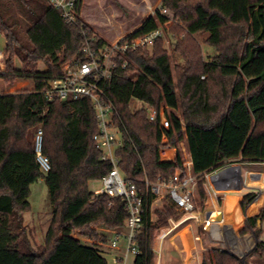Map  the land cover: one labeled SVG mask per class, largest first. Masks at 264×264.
Returning a JSON list of instances; mask_svg holds the SVG:
<instances>
[{"label": "trees", "instance_id": "obj_1", "mask_svg": "<svg viewBox=\"0 0 264 264\" xmlns=\"http://www.w3.org/2000/svg\"><path fill=\"white\" fill-rule=\"evenodd\" d=\"M83 1L77 0V22L68 25L49 0H0L7 65L0 79L12 86L16 81L33 82L32 90L0 94V264H109L110 253L77 243L84 241L74 237L73 230L64 231V239L60 232L68 226L123 228L129 217L123 199L90 190L92 181H101L112 169L94 141L98 124L91 100L47 101L41 93L63 74L65 64L83 60L85 39L108 44L81 19ZM161 6L166 14L158 9L129 37H142L172 20L166 32L179 61L173 65L161 37L153 46L123 57L104 86L116 107L120 172L146 197L133 264H156V237L171 218L178 219L169 196L153 209L156 196L151 189L168 184L178 173L187 175L181 142L187 143L202 206L208 199L206 174L238 161L264 163V0H162ZM201 37L214 52L208 58ZM41 63L44 71L39 70ZM134 100L156 110L157 119L151 121L144 108L134 110ZM161 109L169 128L161 123ZM39 129L51 165L47 173L35 151ZM166 148L177 149L173 162L162 161ZM41 179L48 188L52 219L44 244L35 249L24 214L31 211V186ZM256 196L247 194L243 209ZM263 218L264 198L259 214L247 218L241 234L258 236L257 221ZM81 236L91 240L88 233ZM251 255L264 258V242ZM203 264L248 263L214 247Z\"/></svg>", "mask_w": 264, "mask_h": 264}, {"label": "built area", "instance_id": "obj_2", "mask_svg": "<svg viewBox=\"0 0 264 264\" xmlns=\"http://www.w3.org/2000/svg\"><path fill=\"white\" fill-rule=\"evenodd\" d=\"M49 1L61 13L62 18L68 25H74L77 22V0ZM159 9L162 14L167 13L166 9L162 7ZM169 24L170 22L166 23L165 26ZM165 26L159 27L139 38L133 39L128 35L107 45H100L95 37L85 39L81 45L83 60L65 64L63 66V74L60 77L51 79L41 92L47 101H78L87 98L93 104L98 124V131L94 135V141L96 147L103 153L101 159L112 163V169L101 179L102 186L95 194H106L113 198H121L126 202L129 210V217L123 227L125 232L114 234L113 237L107 239L109 247L121 249L118 259L124 264H127V259L130 255L136 257L139 254L137 241L138 234L143 228L146 197L139 193L135 184L128 183L120 172V160L115 156V150L121 144L120 130L114 123L116 107L108 97L104 86L116 75L119 61L123 57L129 52L153 46L159 38L165 36ZM122 65L123 68H126L127 62ZM5 71L6 63L3 58V52H0V73ZM143 108L149 112L151 121L157 119L158 113L156 110L147 104ZM160 117L162 125L165 128H169L170 123L164 114V109H161ZM43 141L44 133L42 129H39L34 137L35 151L42 171L47 173L50 171L51 165L48 157L43 154ZM183 167L187 171L185 177L178 173L168 184L153 186L151 192L156 196L157 200V195H160L162 190H167L171 203L176 209L181 210L186 215V219L183 221L185 222L197 214L194 192L197 188L198 177L192 173L191 161L184 162ZM217 171L206 174V179H210V176ZM179 224L180 221L169 220L171 229L159 236L160 245ZM209 226V218H206L205 230Z\"/></svg>", "mask_w": 264, "mask_h": 264}, {"label": "rangeland", "instance_id": "obj_3", "mask_svg": "<svg viewBox=\"0 0 264 264\" xmlns=\"http://www.w3.org/2000/svg\"><path fill=\"white\" fill-rule=\"evenodd\" d=\"M134 5L132 6L128 2H117L115 5L111 3L110 7H107L104 10L107 14L112 15V24H109V22L104 19L101 15V10L99 11H93L90 10V15H92L95 19V25H88L89 22H87V18L81 19L83 22L88 25L94 32L95 35H97L100 38L106 39L108 42L112 43V41H115L117 36L120 35V33H127L131 28L137 26L140 24V22L143 20V18L146 16H154L157 12V10L162 7V0H133ZM92 1H90L91 3ZM145 5H148L145 8ZM118 15V16H117ZM107 18V15H106ZM173 24V21L170 20V24L168 26H165V40H166V47L170 52L171 60L173 65L176 64L177 61H179V58H177V55L173 52V46H172V39H170V36L166 32L168 28ZM204 37L200 38V41L202 42V48L203 53L206 58L213 55V50L205 45L203 43ZM6 45V39L4 35L0 31V52H3ZM18 64V63H17ZM7 69V65H6ZM46 69L45 65L43 63L39 64V70L44 71ZM33 88V82L30 80L25 81H16L15 84L12 85H6L2 79H0V94H8V93H16L23 90H32ZM132 107L134 110L138 108L146 107V104L139 100H134L132 102ZM177 149L175 148H166L162 152L166 151V154L162 155V158H166L167 152L169 153V157H173L174 151ZM179 150L182 153L184 162H188L190 160V153L187 147L186 141H183L179 144ZM264 170V167H262ZM264 184V181H263ZM102 186L101 181H92L90 183V190L93 192H96L99 190ZM195 204L197 207V212L201 210L203 213L206 209V206H202L198 191L195 189ZM167 190H162L160 195H157V200L154 201L153 209H157L159 207H162L163 205V199L167 197ZM30 203H31V211L26 212L24 214L25 220H26V227H27V235L29 237V240L32 244V246L37 249L40 246H42L45 242V236L49 229V226L51 224V206H50V200H49V192L48 188L44 182L43 179L39 180L35 184L31 186V196H30ZM171 203V202H170ZM172 204V203H171ZM202 206V207H201ZM177 210V216L178 219L171 218L173 220H180L184 219L186 215L179 209ZM204 215L202 217H199V219L192 218L189 220V222L185 223L182 226H178L172 233L170 234L163 242L162 245H160L159 236L167 231L168 229H171V226L163 227L159 233V235L156 237L155 240V251H156V264H183V257L188 256V254H196L197 257H200V262L198 261L197 264H203V260L205 257H210V250L216 246V244H212L211 237H208L207 234L204 231V226L202 224V221L204 220ZM155 219V215L153 216ZM204 223V222H203ZM192 225V226H191ZM192 227L193 233H194V240L196 241L195 248H191L187 246V251L183 252L181 256L174 245H172V241L177 242L179 244L182 239L179 236H176L178 232L182 230L184 227ZM96 227V226H95ZM67 228V227H66ZM64 228L60 232V237H63V232L67 231V233L71 230H67ZM215 230H217V234L220 236V230L218 226L215 227ZM73 236L79 239H82V241H85L86 243L92 244L93 241L98 242L96 245H94L97 248L102 249L103 251H113L110 249L107 238L101 237L100 234H96L94 231V227L92 230H82V229H74ZM81 233H88V236L91 240H88L87 238H83L81 236ZM176 234V235H175ZM175 235V236H174ZM184 235V240L186 239V235L184 233H181V236ZM174 236V237H173ZM172 237L171 239H169ZM107 241V242H106ZM188 241V240H187ZM183 250L185 249L182 248ZM205 249V250H204ZM181 250V248H180ZM199 255V256H198ZM130 261L128 264H133L135 256H130ZM192 257V256H191ZM107 259L109 264H124L122 261H119L118 258L114 254H108ZM243 260V259H241ZM246 261V260H245Z\"/></svg>", "mask_w": 264, "mask_h": 264}, {"label": "crops", "instance_id": "obj_4", "mask_svg": "<svg viewBox=\"0 0 264 264\" xmlns=\"http://www.w3.org/2000/svg\"><path fill=\"white\" fill-rule=\"evenodd\" d=\"M90 1L92 2L90 3ZM120 1H126L130 3V5H134L133 0H84L81 8V16L82 18H87L86 20L87 22H89L88 25H95L96 19L89 14L90 10H101V15L105 17L104 19H106L109 24H112V15L107 14L106 12H104V10L106 9V5L107 7H110L111 3L115 5ZM147 6L148 5H145V8ZM149 17L151 16H145L139 25L131 28L127 33H120V35H118L116 40L112 41V43L136 32ZM104 40L107 41L106 39ZM164 154H166V151L162 152V155ZM176 154L177 152L175 150L173 157H169L168 159L163 157L162 161L173 162ZM190 161L191 156L189 162ZM262 167H264V163H242L238 161L225 164L223 167L218 169V171L226 169L228 170L216 180V183L211 181V178L214 175L213 174L205 184V190L207 192L208 199L203 206H206V209L203 213L201 212V210H199V212H197V214L192 217L195 219H199V217H202V215H204V220L202 221V224L204 226L206 218L210 219V216L212 215V224L208 227L207 230H205L204 228L207 236L211 237V242H213L212 244H216V246L218 245V247L223 251H230V253L235 254L244 261L246 260L248 264H264V258H258L255 255H251L257 244L259 242H264V218L263 220L257 221V229L259 232L258 236H256L254 232H250L245 235L241 234V230L245 226L247 218L258 215L263 206L264 170ZM249 193H257V199L255 198V202L246 210L243 209L242 202L244 201L245 196ZM192 218H190L189 220H191ZM185 219L186 217L184 219L178 220L180 221L179 226H182L185 223L189 222V220L183 222ZM191 226H186L182 228V230L178 232L177 235L175 234L182 239L179 244H177V242L175 241H172V245L176 247L177 252L181 256H183V252L187 251V246L195 248L196 241L194 240V233ZM216 226H218L220 230V236L217 234V230H215ZM66 229L74 230V228H72L71 226H68ZM94 231L96 234H100L102 238L106 237L108 239L113 237L114 234L125 232V229H116L106 224H100L94 227ZM181 233H184L186 235L185 237L188 241L184 240V235L181 236ZM60 238L64 239L63 237ZM171 238L172 237H170L169 239ZM85 241L77 243L95 247L94 245L88 244ZM184 247L185 249L183 250L182 248ZM110 249L113 251L106 252L114 254L118 258L121 249H113L111 247ZM130 256L127 259V264L130 261ZM198 261L200 262V257H197V253H190L188 254V256L183 257V264H197Z\"/></svg>", "mask_w": 264, "mask_h": 264}, {"label": "water", "instance_id": "obj_5", "mask_svg": "<svg viewBox=\"0 0 264 264\" xmlns=\"http://www.w3.org/2000/svg\"><path fill=\"white\" fill-rule=\"evenodd\" d=\"M227 170L228 169H226V170H220V171H217L216 173H214V175L211 178V181L214 182V183H216V180L218 178H220ZM226 252L230 253V251H227V250H226ZM242 263H244V260H242Z\"/></svg>", "mask_w": 264, "mask_h": 264}, {"label": "bare ground", "instance_id": "obj_6", "mask_svg": "<svg viewBox=\"0 0 264 264\" xmlns=\"http://www.w3.org/2000/svg\"><path fill=\"white\" fill-rule=\"evenodd\" d=\"M230 209V208H229Z\"/></svg>", "mask_w": 264, "mask_h": 264}]
</instances>
